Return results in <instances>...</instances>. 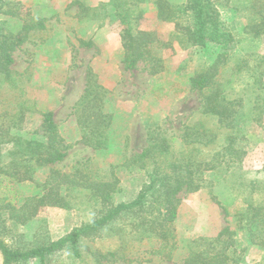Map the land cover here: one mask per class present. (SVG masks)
I'll return each instance as SVG.
<instances>
[{"label": "trees", "instance_id": "16d2710c", "mask_svg": "<svg viewBox=\"0 0 264 264\" xmlns=\"http://www.w3.org/2000/svg\"><path fill=\"white\" fill-rule=\"evenodd\" d=\"M143 1L109 0L108 4L111 17L123 27L124 69L131 71L144 62L149 74L156 75L162 70L161 60L150 51L158 41L156 33L135 25L142 17L137 6ZM222 6L246 20L240 31L225 27ZM155 8L158 19L174 24L178 44L213 52L211 62L189 78V89L200 95V118L184 126L178 151L174 149L176 138L148 132L147 146L122 165L129 173L131 168L143 172L147 182L134 199L116 203L114 197L121 191L116 167L109 166L103 178L92 173L89 160L70 172L53 167L65 159L67 148L57 133L51 112L41 114L39 130L34 133L44 141H38L17 134L27 108L20 105L15 111H1L0 176L12 184L34 182L38 170L48 168L47 176L39 184L40 194L19 203L0 201L1 264H27L31 260L52 264L61 254H67L73 264H130L134 260L127 258L123 244L132 246V252L137 254L145 241L155 244L150 255L170 261L177 245L174 223L178 194L211 188L212 184L204 178L206 173L223 179L240 169L243 128L264 115V56L256 52V42L264 36V0H185L180 6L170 0H155ZM24 13L19 29L0 27V86L12 79L13 53L30 33L45 28L44 19L32 16L29 9ZM85 45L90 47L91 42ZM97 90L88 79L84 100L76 108V125L79 143L101 150L106 146L104 130L111 118L100 107L93 109L89 104L100 103ZM250 184L249 195L262 188L260 183ZM245 205V210L236 216L238 229L245 230L251 239L264 238V205H254L249 199ZM46 208L82 210L89 219L55 241L42 232L31 243L25 242L23 233L17 231ZM235 233L224 228L214 238L193 240L188 244V257L183 264H243L242 252L237 251L233 239ZM107 238L117 239L118 244L101 250L97 243ZM260 243L264 247V241ZM257 264H264V256Z\"/></svg>", "mask_w": 264, "mask_h": 264}, {"label": "rangeland", "instance_id": "374dc122", "mask_svg": "<svg viewBox=\"0 0 264 264\" xmlns=\"http://www.w3.org/2000/svg\"><path fill=\"white\" fill-rule=\"evenodd\" d=\"M184 1L170 0L175 6ZM108 2L0 0V27L4 30L19 29L27 9L32 16L45 20V28L30 33L27 41L12 55V79L0 86V112L15 111L20 105L27 108L22 129L17 134L38 141H44L34 133L39 130L41 114L51 112L57 133L67 148L65 159L53 167L70 172L89 160L92 173L99 178L107 176L109 166L116 167L121 191L114 201L119 203L134 199L147 182L143 172L131 168L129 173L122 165L147 146L148 132L152 130L166 138H176L174 149L178 151V139L184 126L200 118V95L189 89V78L211 62L213 52L209 48H185L178 44L174 24L157 18L155 0H144L137 6L142 17L135 25L140 30L156 33L158 41L151 45L150 51L161 60L162 70L151 75L144 62H139L135 69L127 71L122 65L123 27L111 17ZM220 12L228 29L238 32L246 24L241 15L235 16L227 7L222 6ZM86 42H91V46L87 47ZM256 52L264 56V36L256 42ZM88 79L98 88L101 103L89 104L93 109L100 107L101 112L111 118L104 130L106 146L101 150L79 143L76 108L84 100ZM208 123L211 127V122ZM240 144L244 154L240 157L239 170L223 179L206 173L204 178L212 184L211 188L178 194L179 207L174 223L177 245L171 260L150 255L155 244L145 241L138 247L137 254L132 252V246L123 244L127 258L134 260L130 264H183L190 242L201 237L214 238L224 228L236 231L233 239L237 251L242 252L243 264L262 262L264 247L260 242L264 238L251 239L245 230L238 229L236 216L245 210L248 199L254 205H264V115L243 128ZM47 174L48 168H42L35 174L34 182L20 184H12L0 176V201L7 199L19 203L26 197L40 194L39 184ZM252 182L260 183L262 188L249 195L248 185ZM88 219V213L82 210L46 208L16 231L23 233L28 243L42 232L55 241ZM116 244L117 239L107 238L97 246L107 250ZM131 254L136 255L132 257ZM51 263L73 264L67 254L59 255ZM27 264H39V261L31 260Z\"/></svg>", "mask_w": 264, "mask_h": 264}]
</instances>
